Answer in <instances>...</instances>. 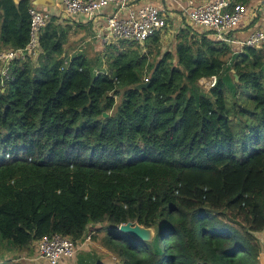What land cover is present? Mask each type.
Returning a JSON list of instances; mask_svg holds the SVG:
<instances>
[{
    "label": "trees",
    "instance_id": "trees-1",
    "mask_svg": "<svg viewBox=\"0 0 264 264\" xmlns=\"http://www.w3.org/2000/svg\"><path fill=\"white\" fill-rule=\"evenodd\" d=\"M31 7L0 0V52L26 47ZM50 14L34 57L9 61L6 78L0 62V250L53 234L78 245L104 225L115 264H259L264 52L185 24L174 53L157 31L92 60L66 48L76 16ZM127 222L152 239L120 233Z\"/></svg>",
    "mask_w": 264,
    "mask_h": 264
},
{
    "label": "built area",
    "instance_id": "built-area-1",
    "mask_svg": "<svg viewBox=\"0 0 264 264\" xmlns=\"http://www.w3.org/2000/svg\"><path fill=\"white\" fill-rule=\"evenodd\" d=\"M185 18L186 24L208 33L214 40L230 45L233 48H261L264 44V26L255 27L243 39H236L235 31L247 14V6L236 0H209L196 4L192 0H171ZM62 7L64 17L83 16L92 19L110 7L111 13L105 18L102 37L106 44L111 39H124L143 44L155 32H163L167 25L169 11L160 4L149 0H55ZM29 40L22 50L7 49L0 52L2 63L1 75L8 76L7 63L15 58L23 59L26 55L35 56L39 48V34L51 14L46 10L31 7L28 10ZM212 87L216 77L207 79ZM90 241L86 235L78 245L70 238L59 234L43 236L34 244L32 261H44L47 264L60 262L75 256L80 246Z\"/></svg>",
    "mask_w": 264,
    "mask_h": 264
},
{
    "label": "rangeland",
    "instance_id": "rangeland-1",
    "mask_svg": "<svg viewBox=\"0 0 264 264\" xmlns=\"http://www.w3.org/2000/svg\"><path fill=\"white\" fill-rule=\"evenodd\" d=\"M196 4H202L205 2H208L209 0H192ZM261 2H264V0H259ZM246 6V5H245ZM171 12L174 13V16H167V25L164 29L163 33L160 36V49L162 52L166 50H170L172 53H174V48L176 45V33H178L179 29L183 26H185L186 21L183 17L182 13L174 7ZM66 19V18H65ZM77 30H79L77 28ZM198 32H202L201 29H196ZM91 29L90 32H82L74 34L73 32H70L69 41L67 43V50L69 53L74 51H83L87 52L88 55L92 60H94L101 51H103L104 46H106V43L103 42L102 37L105 35L104 30H100V33L97 34V36L94 38H91ZM95 33V32H94ZM90 38V39H86ZM113 40V39H111ZM264 44L262 45V47ZM72 49V51H71ZM233 51H239L237 48H233ZM98 53V54H97ZM34 57V56H32ZM199 86L201 89L206 91L208 88V81H201L199 80ZM95 240L89 241V243H86L79 247L77 250L75 256L66 259L59 264H78L77 263V257L79 254H91L93 256H97L101 259V261L104 264H115L114 258L111 255V253L108 252V250L103 246V240H104V225H100L95 230ZM255 237L258 240V243L260 245V255H259V264H264V230L260 232L254 233ZM94 243H97L101 245L104 248L103 252L96 251L94 247ZM107 251V252H106ZM34 255V244H32L30 247L22 250H14V249H6L3 248L0 250V264H47L45 262H32L31 259ZM117 264V263H116Z\"/></svg>",
    "mask_w": 264,
    "mask_h": 264
},
{
    "label": "crops",
    "instance_id": "crops-1",
    "mask_svg": "<svg viewBox=\"0 0 264 264\" xmlns=\"http://www.w3.org/2000/svg\"><path fill=\"white\" fill-rule=\"evenodd\" d=\"M30 1L32 3L37 2L39 5H35V6H38L40 9L46 10L49 13L52 12V14H56L57 16L61 17V19L64 18L63 14L61 13L62 7L60 5H57L55 0H30ZM149 1L154 4H160L164 6L165 9L169 11V15L174 16V13L171 12V10L174 9V3L171 0H149ZM246 6H247V14L234 33L236 39H243L244 37H246V35L249 33L251 29L255 27L264 26V2H261L259 0H248ZM109 13H111L110 7L103 10L102 13L95 15L92 19H87L83 16L76 17L74 21L76 22L77 28L79 29L77 33H82L87 31L90 32L91 29L92 35L90 37L91 38H94V36L96 37L97 34L100 33V30H104L105 18ZM86 39L88 40L90 38H86ZM259 49L262 52H264V46ZM72 52H74V50ZM94 247L98 252L104 251V248L97 243H94ZM32 262L37 263L44 261H32Z\"/></svg>",
    "mask_w": 264,
    "mask_h": 264
},
{
    "label": "water",
    "instance_id": "water-1",
    "mask_svg": "<svg viewBox=\"0 0 264 264\" xmlns=\"http://www.w3.org/2000/svg\"><path fill=\"white\" fill-rule=\"evenodd\" d=\"M14 3H18V0H13ZM55 3V2H54ZM34 5H39L37 2H33ZM54 5V4H53ZM235 79L237 80V76L235 75ZM147 83H140L133 86V89L140 90L146 86ZM103 116L106 117L107 114L103 113ZM118 231L120 233H123L124 235L131 237L133 239L139 240V241H150L153 237V231L152 229L143 227L136 222H127L125 224H121L118 227Z\"/></svg>",
    "mask_w": 264,
    "mask_h": 264
}]
</instances>
